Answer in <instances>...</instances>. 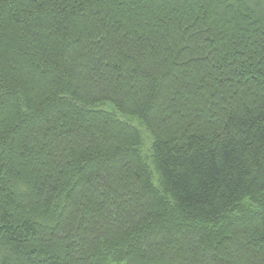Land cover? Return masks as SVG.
<instances>
[{
	"label": "trees",
	"instance_id": "trees-1",
	"mask_svg": "<svg viewBox=\"0 0 264 264\" xmlns=\"http://www.w3.org/2000/svg\"><path fill=\"white\" fill-rule=\"evenodd\" d=\"M0 264H264V0H0Z\"/></svg>",
	"mask_w": 264,
	"mask_h": 264
}]
</instances>
